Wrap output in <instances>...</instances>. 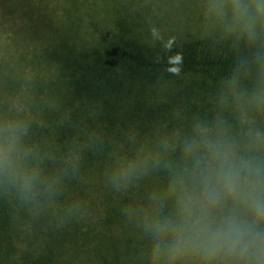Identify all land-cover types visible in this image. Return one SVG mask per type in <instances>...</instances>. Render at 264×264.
<instances>
[{
    "label": "rangeland",
    "instance_id": "374dc122",
    "mask_svg": "<svg viewBox=\"0 0 264 264\" xmlns=\"http://www.w3.org/2000/svg\"><path fill=\"white\" fill-rule=\"evenodd\" d=\"M201 4L202 0H0V97L7 104L0 117L28 110L30 105L38 108L35 94L53 106L64 92L62 70H71L68 64L73 61H91V51L116 35L133 44L160 45L149 34L154 24L163 40L172 38L175 45L206 37L225 39L200 14ZM247 77L248 86L241 81L243 87H250L255 79ZM222 80L187 73L145 87L154 107L168 101L166 90L189 88L172 102L166 119L161 114L145 117L133 109L131 93L109 99L110 114L119 118L114 128L123 133L112 135L109 159L104 161L101 155L84 165L75 185L43 211L58 215L64 209L72 219L60 214L47 215L43 221L40 214L25 209V216L19 213L0 222V264H141L139 252L145 241L121 209L146 208L147 194L165 185L167 170L162 166L173 157L161 154V168L121 192L106 183L105 173L115 157L151 153L158 138L187 131L193 116L211 119L219 110ZM223 114L238 130L239 114L227 110ZM255 123L264 127V115H256ZM86 140L82 137L79 143ZM53 222L62 231L55 235L60 236L59 243L41 232L54 230L55 225L46 228Z\"/></svg>",
    "mask_w": 264,
    "mask_h": 264
},
{
    "label": "clouds",
    "instance_id": "9594fccd",
    "mask_svg": "<svg viewBox=\"0 0 264 264\" xmlns=\"http://www.w3.org/2000/svg\"><path fill=\"white\" fill-rule=\"evenodd\" d=\"M200 14L220 30L222 38L241 40L252 49L235 71L221 81L218 111L211 118L193 116L187 131L158 138L156 150L120 155L105 173L116 192L127 190L166 161V183L146 196L147 207L121 209L141 233V264H264V0H202ZM154 41L171 51L149 26ZM167 71L178 75L182 56L168 58ZM254 72L250 87L241 80ZM239 114L238 130L225 111ZM28 123L0 117V192L35 215L50 207L64 176L75 172L79 156L70 150L67 167L51 174L44 156L27 142Z\"/></svg>",
    "mask_w": 264,
    "mask_h": 264
},
{
    "label": "trees",
    "instance_id": "16d2710c",
    "mask_svg": "<svg viewBox=\"0 0 264 264\" xmlns=\"http://www.w3.org/2000/svg\"><path fill=\"white\" fill-rule=\"evenodd\" d=\"M252 51L243 40L237 44L232 39L210 37L195 39L184 44H173L171 51H165L163 44H133L122 35H116L103 45L100 42V45L91 51V61L86 62L82 59L79 60V64L73 61L68 64L71 70H62L60 82L64 86L62 88L64 92L53 106L35 94L34 100L38 104L36 109L39 113L30 105L29 111L26 109L18 113L10 112L8 116L22 118L28 123L27 142L44 156V167L47 172L55 174L67 167L65 160L70 150L77 152L78 166L75 172L69 171L64 176L58 194L61 200L67 188L77 182L80 169H84V165L88 162L93 163V160L102 156L105 157L104 161L109 159L112 135L123 134L121 130L114 128V123L119 118H114L110 114L109 99H121L125 94L131 93L135 98L131 107L143 112L145 117L161 114L163 118H169L165 114L172 106V102H175L179 96L187 94L189 88L184 86L182 89L166 90L164 96L168 101L154 107L155 103H152L145 87L157 82L165 83L187 73L222 80L235 71L241 58L251 57ZM175 53L182 56L178 75L167 71L170 67L168 58ZM248 76L255 74L250 72ZM247 78L243 77L241 80L246 86H248ZM200 86L193 84L191 87L200 88ZM193 89L191 88L190 91L193 92ZM1 100L0 97V110L7 108V104ZM121 123L124 125L122 121ZM82 137L87 138L84 144L79 143ZM25 209L9 194L0 192V222L5 223L9 219H15L19 213L25 216ZM57 209L61 212V208ZM60 214L65 215L66 219L73 217L69 213L66 214L64 209ZM47 215L52 218L58 216L42 212L39 215L40 220H46ZM54 225L53 222L46 228ZM54 230L56 233L52 234ZM54 230L41 232L59 243L60 240L57 238L60 236L55 235L61 234L62 231L56 225Z\"/></svg>",
    "mask_w": 264,
    "mask_h": 264
}]
</instances>
